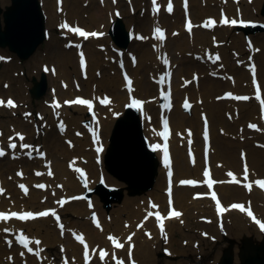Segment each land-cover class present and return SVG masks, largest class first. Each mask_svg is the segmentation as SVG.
Returning a JSON list of instances; mask_svg holds the SVG:
<instances>
[{
  "label": "bare ground",
  "instance_id": "6f19581e",
  "mask_svg": "<svg viewBox=\"0 0 264 264\" xmlns=\"http://www.w3.org/2000/svg\"><path fill=\"white\" fill-rule=\"evenodd\" d=\"M119 1L121 0H117L116 4L111 1V3H109V8L111 9V7H116ZM166 1L167 0H158V3L164 4ZM195 1L197 4H190L189 13L191 16L193 13L192 11L196 9L197 15L193 13V16L196 20L195 22L197 23L202 21H200L198 17L206 16L212 13L218 15L219 17L223 10H226L232 16H235L236 13H242L243 16L248 17L246 19L253 20L254 22H259L262 18H264V16L260 15L259 13L261 0H252L251 2L246 0H240L238 2L228 0V3L226 4L220 0ZM181 2L182 0H177L178 6L176 7V10L179 6L181 7ZM42 5L48 15V23L51 25H53L55 22L63 24L67 22V20L72 21L79 19L78 0H63L62 5L60 6L57 3V0L55 2L54 0H42ZM99 6L102 7L101 4H99ZM110 9H101L100 12L90 13V19L99 25V27L96 28L97 30L105 31L107 29L109 25L108 19L113 16L109 15ZM182 14L184 20L185 13L183 9ZM140 20L141 25L147 29L146 32L148 36L150 35L151 30L156 26L166 28L170 34L168 38L169 40L165 41V43L154 40V46H150L148 44L138 46V44L133 43L124 56L126 67L131 71L134 79V91L131 94L144 97L142 93H145L147 99H149V97L152 98L151 100L146 101L144 106L146 111L145 119L148 116H153L155 118L157 117V126H154L153 122L149 124L147 120L144 122V131L145 134L149 136L152 146L159 145V142H161V136L158 135V133L161 132L162 124L160 118L161 107L159 103L162 101L160 92L162 89L165 90L166 87H160L159 84L152 83V79L150 77L156 74L155 77L160 79L162 72L165 73V65L163 64L162 59L168 60L171 58L172 60L171 70L174 72L173 87L175 104L171 112L167 113V115L170 116V123L172 126L170 142L173 153L174 168L173 199L174 204L182 210V215L179 218L168 220L165 224V230L169 229L170 234H172L174 228L178 224V221L185 220L186 217L191 215L193 212V214L197 217L198 225L207 233V237L204 239L205 243L207 244L211 242H219L222 239L226 242L227 236L229 234L239 235L246 233L254 235L257 239L264 238V230H256L254 227L257 226V224L253 223L247 217L245 212L231 209L223 216L222 223L219 220L215 206L209 199L208 195L202 199H194L192 196L195 189L181 186L179 183L181 179H186L185 175L187 174L190 177L196 178H201L203 176V170L207 166L203 157V118L204 115H207L210 119L212 140L209 166L212 167L214 177L218 181H224L225 179L230 178L227 176V173L231 171L236 175L237 178L244 180V165L246 163L249 170L248 180H250L252 183V189L250 191L247 190L245 186L217 183L216 189L219 191L220 197L225 204L227 203V205L230 203L227 201L228 196H236L241 199V203L244 205L249 204L255 206L260 221L264 223V193L262 189L255 184L256 179H259L258 175L264 174V146L262 149L254 148L252 147L251 142L252 138H258L264 144V128L258 129L256 132L251 133V136L247 137L246 135L249 134V130L248 128L244 129L243 121L254 119L256 117V109L247 106V102H237L234 100L232 102L225 103L221 100L220 102L215 103L212 98L213 95L217 94V87H221V85L222 87L229 86V88H232L231 91H234L235 94L238 92V90H242V92L237 94L247 93L250 96L254 95L250 73L248 72L246 75H244L247 76V78H242L241 75L235 78L234 81L230 80V74L236 68L233 58H231L230 54H228V51H226L225 47H221L216 50L210 47L207 34H203V32L210 33L215 31L219 37L226 39L232 34L233 28L220 25V27L223 28L221 31H216L215 28L212 31L200 30L192 37L190 35L174 37L172 35L173 31H171V28L178 26V23L180 22V16L176 19H173V21L165 18L164 14L161 12L159 15L152 13V15L145 16L144 19ZM183 25L184 21L182 22V26ZM192 30L195 31L196 28ZM181 31L184 34L186 33L184 27L181 28ZM65 34L74 37L67 30H65ZM238 38L239 39L231 42L229 46L236 48L234 53L236 58L240 57L241 52H246L249 54V57L259 60L258 77L261 80L264 94V44L262 49H254V51H250L248 49V51H246L244 48V43L242 42V37L239 36ZM79 40L84 43L82 50L86 51L88 56V77L86 80L82 77L78 78L76 82L82 84L81 90L86 92V94H88L87 96L96 97V95L105 93L103 96H112V103L106 107H97L98 111H96V119L84 114L81 116L76 115V111H83L86 113L88 109L85 107L76 105L70 106L65 104L58 108L56 107L58 101H60V98H58V93L65 91L71 95L79 94L76 93L74 88L72 89V84L75 79L71 77L70 72H68L66 68L67 62L72 56V53H76L77 49L75 47L64 49V54L61 56V61L59 60V71H56L54 75H49L50 80H53L55 77L63 78L64 81H66L67 88L62 89L59 84H53V87L55 88V102L53 106L54 111H50L51 116L48 121L50 131L46 133V137L42 141V144L47 148L48 155L45 160L31 161L27 158H24L19 153V149H16L13 151L16 155L13 160L8 159L5 162L0 161V182H2V187L5 188L9 194L8 196H3L0 194V208L2 209H34L32 205L35 204H38V206H41V204L42 206L53 204L52 206H55L54 203L49 202H51L53 198H60V196L57 197L58 193H67L74 190H79L78 193L84 192L85 188L81 187L79 183L81 180L79 172L75 168L70 169L65 164V161L68 158H72L75 161L74 167H77L78 165H85L84 167L87 170V178L90 187L95 185L97 181L102 180L101 178L103 176L101 174L103 173L101 170V165L103 156L105 154L104 152L108 145V137L112 125L116 121V118L123 114L130 93H128L126 90L122 75L120 77L116 75L115 79H112L107 75V70L105 67L106 65L100 59V57H102V53L98 52L95 45L92 43V41H96L97 39L89 38L87 40ZM172 46H174L176 50H181V52L186 51L197 53L201 58L199 61H196L188 54L175 57L171 53ZM218 50L222 52L221 54L223 56V61L221 64H217L213 62L212 59H209V57L214 56L213 54L218 52ZM135 52L139 53V59L138 64L134 65L130 62L131 58L129 59V56L131 54V56H134L133 54H135ZM108 55H111V58H114L113 53L109 52L103 55V59H106V56ZM111 67L119 69L121 74L119 55L117 57V61L114 62ZM193 68H196L203 73L202 78L198 81V83L192 82V84L186 85L184 84L185 80L187 79L186 76L191 73ZM101 70L104 71V74L100 78L96 77L95 72H101ZM212 72H220L222 74V81H220V83L218 80L214 79ZM79 73H81L80 69ZM226 90L223 91V94L224 92H227ZM10 91L11 90H8L7 93ZM75 97L76 95L74 97H69L68 100H73ZM185 98H189L190 100L196 102L194 105L193 114L191 115L183 112L181 108L182 100ZM200 98H202L201 102H199ZM2 100L5 101L4 98ZM258 109L260 113L259 105ZM56 114L65 120L64 124L66 123L68 125L67 130L62 131L61 133L55 132L51 127L52 123L55 121ZM140 117L142 118L141 115ZM81 118L84 119L89 125H96L97 129L100 130L101 134L99 136L98 146L104 147V152L101 154L96 152V147L93 145L91 137L88 133L84 135L83 140L78 138L79 135H77V133H80L85 129V127L79 122ZM230 120L233 121L234 125L230 123ZM259 120L262 122L261 114ZM236 121H239L241 125L236 127ZM20 125H23L26 129L28 128V131L32 129V124L30 122L26 124L20 122ZM20 125L17 124L16 127L21 128ZM14 130H17V128ZM187 130H191L192 132V143L200 146L195 149V164H192V161L190 160L187 153V147L189 146ZM86 142L90 143L91 145L88 144L86 146ZM184 144L187 145L186 149H184ZM161 149L156 150L155 153L162 162ZM83 156L87 157V163L82 162ZM45 163H48L54 167L53 175L49 176L47 172H45ZM15 167H19L17 170L18 172L21 171L25 173V177L23 179L18 177L15 179H8V173H11ZM34 171L43 172L42 177H36ZM166 173L167 168L162 163L160 166V175L157 181V188L148 194L151 196L153 204L158 205V208L153 209L148 204L145 206L141 204L138 210L137 222L129 224L124 228L121 226L119 219H107L103 212L100 211L99 206L96 204L95 209L98 212L99 220H101V227L92 228L88 227L86 224H80V231H72L71 235H73V233H78L83 234L85 237V241L89 245V256L91 258L89 264H116V261L114 260H108L105 258L104 261H101L99 259L98 250L101 246L108 247V250L111 251V256L115 254L117 256L123 257L122 259H124V253L127 249L126 246L129 247L127 237L133 233V239L130 242L131 245H133L131 251L136 255L137 262L140 260L141 264V258H143L144 261L149 263L150 256L153 251L152 248L154 245H156V240L162 235V233L156 226L154 215L147 217V219L144 221L142 218L146 217L149 211L155 212L161 208H168L169 203L167 193L162 192L163 188L167 189ZM105 180L109 183L113 182L123 185L122 182L114 181L110 175H106ZM41 181L48 182L49 185L46 191H42L41 189H37L35 187V185L41 183ZM245 182L246 181L244 180V184ZM20 183H26L30 186L31 190L28 195H24L21 191L16 189L15 185ZM53 188L55 189L54 192ZM56 189H59V192H56ZM199 189L203 190L204 185H201ZM73 194L76 193L69 195ZM135 201L136 200L134 198L126 196L121 209H130ZM75 203L76 202H72L66 206L75 207L77 216L87 215L91 212V209H89L84 202H77L78 206H74ZM203 203L208 204L211 212H208L204 210L205 208H202ZM191 210L193 211L191 212ZM58 211L61 212L62 209H58ZM67 221V223H64L63 229L66 234L68 233V225H70L71 222H77L76 218H72L71 220ZM87 223H89V220H87ZM5 224L6 227H4V229L9 228L11 232L15 233L28 230L31 234H35L36 237L39 236L43 238L44 242L48 245H53L58 242L63 243L65 245V260L70 261L71 264H83V245L73 239L69 240L67 238H60L59 232L61 233V228L59 227V223H55L50 217L31 221H21L16 219L0 221V264H43V260L42 263H39V261H37L34 256L27 254L24 249L19 247L17 244L15 245V243L13 247L10 249L8 248V243H5L6 234L2 231V225ZM34 224L35 227L32 226ZM138 225H142V227H137ZM148 228H150V236H142V231L146 232ZM108 230H110V233L107 235ZM111 234L112 236L114 234V236L124 242V249H115L110 245V241L107 237ZM7 238H9V241H11L10 237ZM29 239L31 241H35V239L30 237ZM173 241V239L169 240L167 243L169 244V247H175L174 244L176 243ZM31 244L36 249V251L43 249L41 245L37 246L34 243ZM98 244L103 245L98 247ZM21 253H23V255H21ZM44 253V250L41 251L40 256H46ZM218 255L219 252L212 257L209 264H215Z\"/></svg>",
  "mask_w": 264,
  "mask_h": 264
},
{
  "label": "rangeland",
  "instance_id": "374dc122",
  "mask_svg": "<svg viewBox=\"0 0 264 264\" xmlns=\"http://www.w3.org/2000/svg\"><path fill=\"white\" fill-rule=\"evenodd\" d=\"M2 1V5L5 7L6 5H9L11 3L10 0H1ZM42 1V0H41ZM56 0H54L55 2ZM79 1V6H78V16L79 19L78 20H67L69 23H73V24H81L84 26H88L90 28H97L99 25L92 21L90 19V13L92 11H97L100 12L101 8L104 9H109V0H106L105 3H101L102 5H104L103 7H99L100 2L98 0H78ZM261 6L264 2V0H261ZM191 4H197V2L195 0H190ZM119 10L120 12L123 11V14L121 13V15L124 17V21L126 23V27L128 28V31H130L134 36L135 33H142L144 37H146V39H144L143 41H137V39L133 38V41L136 44H148V45H152V42H150V44L148 43L149 40V36H147V29L144 28L141 25V20L140 19H144L145 16L151 15L153 12L150 8V3L149 0H133V2H131V0H121V2L119 3V5H117V8H114L111 11V13L114 15L115 11ZM133 10V11H132ZM129 13H131L133 16H131ZM129 14V15H128ZM194 14H196V9H194ZM193 15V14H192ZM197 15V14H196ZM215 16V14H208L206 16H200L198 17V19H204L206 20L208 16ZM165 18L169 19V20H173L176 19L180 16V22L178 23V26L175 27L174 31H179L180 32V27L182 26V20H183V16H182V12L181 9L179 8L176 13L174 15L171 16H167L164 15ZM49 19L46 16V26H47V40L46 42L41 45L38 50L36 51V53L34 55H32L28 60H21L15 53H12L8 50V48L3 49L0 48V88L2 92H6L8 89H10V93L5 94L4 96L6 97H11L12 99H14L15 101H18V106L15 107V109L11 110L10 108L3 106L0 108V131L3 132V135H8L10 133H15L12 129L8 128L10 121L12 120L14 121L15 119L18 120L17 124L20 125V122H23L24 124L30 122L32 124V136H29L31 134L30 131H28L27 129L23 128V125H20L21 128L18 130V133H21L25 136V140L22 142H19V149H20V153L22 156H24L25 158L28 157V153L29 151L32 152L33 154V158L28 157L30 160H37L40 159L39 157H37V154L41 151V150H47L46 146H41V145H35L32 146L30 149H24L21 148L20 145L23 143H27L29 144L31 141L35 142V144H38L40 142L43 141V138L45 137L46 133L48 131H50L49 126H47V120H49L50 118V111H54L53 110V106H54V88H53V84H61L62 88H67V86L64 85V83H66V81H64L63 78H58L55 77L53 80L49 81V75L50 73H52L53 75L55 74L54 72L59 71V65H60V61H61V56L64 54V49L68 48L67 47V41L69 40V36H65L64 35V30L60 27L61 24H56L53 23V25H51L50 23H48ZM174 21V20H173ZM261 24H264V18H262L259 21ZM171 30H173L171 28ZM200 29H196V33L199 32ZM223 30V28L218 27V29H216V31H221ZM173 31V32H174ZM234 34L233 36H231L230 40H226V42L229 41H233L234 39H239L237 38L239 35H242L243 40H244V48L246 47V40H245V34L244 31L241 30H234L233 31ZM216 32H211L208 35L209 38V45L212 48H220L219 46H223L222 44L219 45H214L212 39L215 38L216 42H225V40L219 36H217V34H215ZM263 34L264 31H256L254 33H249V38L252 39L254 41V43L256 45H258V43H260L258 48H263L262 43L263 42ZM183 33L180 32V35H178V37L182 36ZM193 35V34H192ZM244 35V36H243ZM72 39V38H71ZM92 43L95 45L96 50L98 52L102 53V57H100L101 61L103 63H105V67L107 70V75L109 77H111L112 79H115V76L118 75L120 76L119 72L116 73L115 69L109 67L107 65V63H109L110 65H112L113 61H116V57H117V52L119 51H123L124 53H126V51L130 48V46L127 49L124 48H118L110 39L109 35H108V31L106 33V37L102 40L99 41H92ZM106 47L105 50L101 49V47ZM227 49L228 53L230 55H232L231 52H233L232 47L230 48L227 43L223 46ZM171 53L175 56H181L184 54H188L189 56H191L193 59H195L196 61H198L200 59L199 54L193 53V52H186L183 51L181 52V50H176L174 48V46H172L171 48ZM112 52L115 53V59L112 60H105L103 59V55L106 52ZM217 54L222 58V55L217 52ZM137 58L139 57V54H136ZM110 58V56H106V58ZM240 59H236L234 62L235 65V69L232 72V75L230 76L232 79L234 77L239 76V75H244V73H247V66H248V61H247V55H246V59L243 58V53L240 55ZM8 59H10V62H8ZM60 60V61H59ZM222 60L216 61V63H221ZM258 61V60H257ZM136 64V63H134ZM78 57L76 55V53H72V56L70 57V59L67 62V70L68 72H70L71 77L75 79L74 82V86H72V89L74 88L75 90H77L76 93H82V94H86V92H84L83 90L80 91V85L77 84L76 80L78 78H80V73L78 70ZM45 68H48L49 71H45ZM52 69H55V71L53 72ZM61 69V68H60ZM196 71V72H195ZM45 73L48 77V82L49 83V89L48 92L45 96H43L40 99H33L31 97V94L29 92L30 88L33 86V82H32V77H37L39 80L41 78L42 73ZM195 72V73H194ZM96 73V77L98 76V78L100 76H102L104 73L103 72H95ZM99 73V75H98ZM199 74L200 77H202V74H200L199 70H196V68H193V70L191 71V75L187 77V81H195L198 82V80L193 79L192 74ZM214 74H218V77H215L216 80L220 81L218 78H220L221 74L219 72L214 73ZM152 80H154L156 82V77L152 76ZM64 82V83H62ZM10 83L9 88L8 85ZM220 83V82H219ZM5 85H7V87H5ZM217 86V85H216ZM219 92L216 94V97L218 99V97H222L221 93L228 88V86H224V87H217ZM145 96V93L143 94ZM0 96H3L2 93H0ZM60 98V101L63 102L64 100L68 99V97H73L74 95L69 94L68 92H60V94L58 95ZM146 98V97H145ZM220 99H218L219 102ZM64 104V103H63ZM250 107H256V115H257V119H259V112H258V107L256 106V101L253 99V97L251 98V101L247 104ZM191 112H193V108L191 109ZM25 113H30V115L25 116ZM188 113L189 112H185ZM82 114H84V112L82 113V111H78L76 113V115L81 116ZM191 115V114H190ZM63 121L62 119L60 120V117H56L54 123L52 124V129L55 132H61V128H60V123ZM142 121H145V116L142 118ZM253 123H255V125H258V121L257 120H252ZM252 121L250 123H252ZM245 121H243L244 123ZM80 123L82 125H84L86 127V122L85 120H83L82 118L80 119ZM154 125L157 124V122L153 121ZM237 125H235L236 127L240 126L241 124L239 123V121H236ZM250 123L248 124V128ZM67 125V124H65ZM264 125V124H263ZM58 126V127H57ZM113 127V125H112ZM260 128V127H258ZM112 130V128H111ZM84 132L86 133V131L84 130ZM84 132H80V135L78 136V138L80 140L84 139ZM111 134V132H110ZM109 134V137H110ZM14 135V134H12ZM109 137H108V144H109ZM149 141V137L147 138ZM31 140V141H29ZM8 143V141H7ZM150 143V141H149ZM86 146L88 145V143H85ZM85 146V147H86ZM252 146L255 148H261L262 147V142L259 141H255L252 140ZM36 149H39V151H36ZM184 149H185V145H184ZM5 157V158H4ZM2 162H5L8 159H14L12 153L10 154L8 152V154L6 156H4ZM82 159L87 162L88 159L87 157L83 156ZM70 162L71 164H73V159L68 158L65 161V164L68 165V162ZM101 168H102V172L105 175H110L112 176L105 168V164L104 161L102 162ZM69 168H74V166ZM18 168H14V170L9 173L8 178L9 179H14L16 177V170ZM36 175V174H35ZM160 175V171L158 170V175L156 177V184L153 190L154 191L156 186H157V181ZM38 176V175H37ZM186 177H188L189 175H185ZM114 181H118V179H116L114 176L111 177ZM82 181V180H81ZM87 184H88V180H87ZM108 186H113V187H125V184L123 183V185L117 184V183H107ZM81 186H84L83 182H81ZM97 186V184H95L94 186H92L91 188L89 187V190L93 191L95 189V187ZM18 188V187H17ZM79 190H74L72 192L69 193H75L78 192ZM151 191L147 192L146 194H141L140 196H132V198H134L136 201L132 204V206L130 207V209L127 210H122L121 206L124 203V200H122V202L120 203H114L112 205V208L110 211H107L102 202L99 200L100 196H98L97 194H92V199H81L84 200L85 203L87 204V207L91 209V212L88 215H83V216H77L76 212H75V207H69L67 206L63 213H61V218L60 220L62 221V223L65 222V220H71L72 218H76V223L75 222H71V224L68 226L69 229V233L67 235V239L71 240L72 237L70 236V233L74 230L79 231V227H81L80 224H86L88 227H93V219H92V215L94 214L95 216L98 217V212L95 210V205L97 204L100 208V211L103 212V214L105 215V217H107L110 220H113L114 218H117L120 220L121 222V226L122 227H126V225L128 226L129 224L135 223L137 222V216H138V210L140 208V205L143 203L144 198L146 197V195L148 193H150ZM87 192V190H85V193ZM126 192L125 191V197H126ZM7 194V192L5 193V195ZM58 195H62V197H64V195H68V193H60ZM58 199V198H57ZM234 199V198H232ZM79 200V201H81ZM229 200V199H227ZM149 204H151V201L149 200ZM74 206H78L77 204H74ZM42 207V206H40ZM203 208H205L207 211H209L208 205L204 204ZM144 219V217H143ZM87 220H89V223H87ZM180 227H179V223L178 226L174 229V232L172 233V238L174 239V241L178 242V246L176 244L177 248L171 247V249L168 248L167 245H163V243H165V238L166 237H171V235L169 236L167 234V232L165 231L162 236L157 242L156 246H154V248L152 249V254L150 257V263L152 264H209L210 260L212 259V257L217 254L218 249L220 253V256L222 254L223 249H225L229 243L228 242H224L223 240H221L220 242H211V243H205V238H206V234L205 231L197 224V220L195 218V216H193V213H191V215H188L186 217V219L180 223ZM35 227V225H33ZM85 227V226H83ZM31 237H34V235H32ZM243 235H238V236H232L231 235V239L236 240V244L235 246L236 251L238 253L239 248L242 244V239H243ZM61 238H64L63 236H61ZM36 239H39L41 241V244L43 247H45L46 250V257L44 258V260H48L49 263L51 262H55V263H60L62 261L65 260V254L63 251V245L61 244H53V245H46L44 244V240L41 239L39 236L36 237ZM164 239V240H163ZM10 248V247H9ZM129 248H127L128 250ZM170 250V253H167L166 250ZM222 249V250H221ZM128 254V253H127ZM219 256V259H220ZM113 258V256H110V258ZM142 259V263L141 264H147L148 262L144 261L143 258ZM219 259L217 260L216 264H220ZM127 261V260H126ZM129 263V262H128ZM238 263V259L236 257V262L235 264ZM126 264V263H124ZM137 264H139V262H137ZM239 264V263H238Z\"/></svg>",
  "mask_w": 264,
  "mask_h": 264
},
{
  "label": "snow or ice",
  "instance_id": "6c2138e0",
  "mask_svg": "<svg viewBox=\"0 0 264 264\" xmlns=\"http://www.w3.org/2000/svg\"><path fill=\"white\" fill-rule=\"evenodd\" d=\"M152 4L154 6V11L155 12H159L160 9L157 6V0H152ZM185 8H187V0H185ZM167 11L169 13H171L173 11V6H172V3H171V0H169V2H168ZM216 23H217L216 20L208 19L206 22H204L203 27H205V28L214 27L216 25ZM219 23H221L223 25H237L238 23L241 24V25L245 24V22L243 20H239L238 21L237 19H229L227 16H223V18L219 21ZM60 27L63 28V29H66L69 32H72V33L76 34L79 37L84 38L85 40H87L89 37H97L99 35H102V33H97L95 31L89 32V31H86V30H84V29H82V28H80L78 26H71L67 22L61 24ZM186 28H187V31L189 33L192 32L193 24H192L191 20L187 21ZM173 35H176V34L173 33ZM154 36H155V39L157 41H160V42H163L165 40V38H166L165 37V32L159 26L155 27ZM137 38L138 39H142V40L146 39V37H143V36H139ZM76 47L79 48L80 45H76ZM209 59H212L213 62H216V61H219L221 58H220V56L218 54H216L215 56H210ZM133 63H135V58L134 57H133ZM164 63L167 65L168 64V60L165 59ZM80 65H81L82 69L86 68V61H85L83 52H80ZM121 66L123 67V65H121ZM45 71H49V69L45 68ZM52 71L54 72L55 69H52ZM98 75H99V73H98ZM170 75H171V73H167L166 75L161 76L159 81H158V83L164 84L166 82L167 78L170 77ZM125 81H126V87L128 88V91L131 94L134 91V89L132 87L133 81L127 76V74H125ZM253 82L255 83V68H253ZM185 83L187 84V83H190V82L186 81ZM5 87H7V85H5ZM256 92H257L256 99L260 101L262 109H264V99H261L259 85L257 86ZM160 95L163 98V100L166 102V103H164L162 105V107L165 108V109H169L170 110L171 107H172V102H171L172 93H171L170 85H169V88H168L167 91L162 89L161 92H160ZM224 98L237 100V101H247L249 99L248 96L233 95L232 93H227L225 97H218V99H224ZM99 103L103 104V105H108V104L112 103V101H111L110 98L105 96L104 98L99 99ZM145 103H146V101H144V100L138 99L135 96H130V103H128L126 105V107H129V108H133L134 107V108H137L138 110H143V105ZM65 104L82 105V106H86L89 110H91L93 108V106H94L93 105V101L91 99H85V98H81V97H77L76 99L65 101ZM0 106H6L8 108L17 107V105L15 104V102L12 99H8L6 104H5V101L0 100ZM56 107L58 108V107H60V105L57 104ZM183 107L185 108V110H190L191 107H192L191 104L188 102L187 98H185V100H184ZM28 115H30V113H25V116H28ZM204 122H205V129H204L203 135H204V140L207 143L209 136H208V121H207L206 117L204 118ZM162 123H163V131L159 132L158 135L163 138L164 144L162 146V149H161L160 145H153V151H156L158 149H161L163 151L164 165L168 169L167 175H168V178H169V187L167 189V192H168V196H169L170 210L168 211L166 216L162 215L159 211H156V212L149 211L147 213V216L145 217V219H147V217H151V216L155 215L156 220L159 222L160 231H161V233H164V221L166 219L179 218L182 215V213L171 207L172 203H173V201H172V175H173V173H172V167H171V159H170L169 150H168V140H169V138L171 136V130H170V127H169V121H168V119L166 117L163 118ZM249 127L250 128H256V125L255 124H250ZM60 128H61V130L64 129V124L62 122L60 124ZM0 135H2V133H0ZM15 135H16V137L19 138L20 141H24L25 140V136L23 134L16 133ZM77 135H80V133H77ZM187 136H188V144H189V156L192 158V163L195 164V157L192 155V151H191V143H192V141H191V137H192L191 130H187ZM9 139L11 140L13 138L9 137ZM97 139H98V137H97ZM69 144H70V142H69ZM70 146H71V144H70ZM8 147L11 148V149H16L17 145L15 143H10L8 145ZM20 147L24 148V149H30L32 146L27 144V143H23V144L20 145ZM96 150H97V152H101L103 149L102 148H97ZM36 151H39V149H36ZM28 154L31 155L30 152ZM41 155H43V154L41 153ZM3 156H5V151L3 150V148H0V157H3ZM77 171L80 172V176L82 178H85V173L83 172V170L77 169ZM248 171H249L248 170V166L245 163V165H244V176H243V179L245 181H247L248 178H249L248 177ZM47 174L49 176L53 175V173H52V171L50 169H49ZM17 175L18 176H22L23 173L22 172H18ZM36 175L39 176V175H41V173L37 172ZM203 176L205 178L203 183L206 184L209 189H212L214 187V185L217 184V183L239 184L241 182L240 180L237 179L236 175L233 172H231V171H229L227 173V176L231 178L230 180H228V181H217V180H214L212 178L210 170L207 167H205V169L203 171ZM179 183L181 185H192V186H195L199 182L196 181V180H193V179H185V180L179 181ZM255 184L258 187H260L261 189H264V180H257V181H255ZM85 186H87L86 178H85ZM244 186L246 188H248L249 191L252 189V184L251 183H246ZM19 187L24 191V193L26 195L28 194V188L24 184H20ZM35 187L40 188V189H44L46 186L44 184H37V185H35ZM4 191L5 190L2 187H0V194H3ZM196 198H199V196L196 197ZM72 199H80V197H72ZM211 199L213 201H215L218 213H223L224 211H226V209L221 205L220 199L218 198V196H217L215 191L211 192ZM67 202H68L67 200H63V199L57 201V203L59 205H61V206H63ZM151 207L153 209H156V208H158V205L151 204ZM231 207L234 208V209H239L240 211H245L246 210L244 205H241V204H232ZM247 214H248V216L252 217L253 220H255V222L260 226V228L262 230H264V223H262L260 220L256 219L251 210H248ZM48 216L55 217L56 221L59 223L60 217H59V215L57 214V212L54 209H49V210H45V211H39V212H35V213H33L32 211H24V212L12 211L10 213H5V212L0 211V221H8V220H10L12 218H15V219L21 220V221H28V220L37 219L39 217H48ZM94 222L96 223V227L97 228L101 227L99 221H95V218H94ZM59 227L61 228V234H63V229H64L63 224H59ZM126 227H127V225H126ZM137 227H142V225H138ZM5 231H8V229H5ZM73 235H74L75 239L81 245H83V247H84V253L83 254H84V258H85L86 264H87V262L89 261V258H90L89 257V245L86 243L85 237L83 236V234L77 235V234L73 233ZM133 235H134V233L127 237V242H129V249H128L129 259H131V255H132V252H131L132 245H131L130 242L133 239ZM107 238L112 243V245H113V247L115 249H123L125 247V244L120 242V240L118 238H116L115 236L109 235ZM16 239H17V242L19 244L23 245V247L25 249H27V251L29 253L33 252V248L29 247L30 243H34L37 246H39L41 244V241L39 239H36L35 241H31V240H29L28 236L24 235L23 233H21L19 236H17ZM8 243H9V245H11L12 242L8 241ZM41 251H43V249H39L38 251H36L35 255L39 256ZM93 251H95V250H93ZM21 255H23V253H21ZM107 256H108V252L107 251L100 250L99 259L101 261H104ZM113 258H115V254H113ZM64 264H68V261L65 260ZM116 264H124V261L117 260ZM132 264H135V261H132Z\"/></svg>",
  "mask_w": 264,
  "mask_h": 264
},
{
  "label": "water",
  "instance_id": "95a60500",
  "mask_svg": "<svg viewBox=\"0 0 264 264\" xmlns=\"http://www.w3.org/2000/svg\"><path fill=\"white\" fill-rule=\"evenodd\" d=\"M13 2L14 4L5 12V30L1 29L0 23V45L9 46L21 57L28 58L45 39L44 14L38 0H13ZM112 34L120 45L126 46L122 39L126 41L128 33L121 18L115 22ZM32 92L40 97L45 90L36 84ZM106 163L111 173L130 185L132 194L142 193L153 186L158 161L153 151L146 146L136 113L130 109L117 124ZM97 192L103 196L107 205L112 201L121 200V197L111 198L106 195L102 188ZM249 248L250 250L242 255L244 264H264V244L256 247L250 245ZM230 258L231 255L227 254L224 263L230 264Z\"/></svg>",
  "mask_w": 264,
  "mask_h": 264
}]
</instances>
